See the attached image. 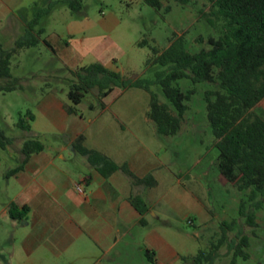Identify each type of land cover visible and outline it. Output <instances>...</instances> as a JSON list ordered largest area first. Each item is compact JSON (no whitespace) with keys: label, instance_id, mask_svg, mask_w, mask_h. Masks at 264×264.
<instances>
[{"label":"rangeland","instance_id":"obj_1","mask_svg":"<svg viewBox=\"0 0 264 264\" xmlns=\"http://www.w3.org/2000/svg\"><path fill=\"white\" fill-rule=\"evenodd\" d=\"M163 4L161 11H157L143 0H84L80 11H73L65 0H0V44L5 49L15 45L38 10L52 7L41 18L45 33L39 45L11 59L12 74L22 79L24 88L0 91V126L6 134L18 136L21 133L17 122L28 110L37 115V120L32 122L34 129L42 132L52 127L39 105L47 93L70 102L69 85L72 71L77 67L100 61L126 76L153 79L157 71L167 67H145L152 53L151 45L164 49L170 45L174 34H185L186 47L194 53L210 48V36L217 38L222 34V21L213 16L210 22L209 15L205 14L211 10L208 0H192L188 4L163 0ZM167 6L170 10H166ZM143 39H147L148 44L140 46ZM176 84L184 92L195 87V92L187 101L189 108L180 132L173 136L158 133L154 141L159 142L156 148L166 165L158 171L162 180L156 190L160 198L156 204L158 213L146 214L151 226L166 233L176 246L177 258L166 264H197L191 258L183 260L182 256H193L200 249L209 250L211 244L222 237L223 222L229 224L227 238L214 264H231L233 251L229 247L243 236L248 237L249 245L244 249L249 256L247 259L238 257V264H264L262 197L259 193L252 195L251 189L239 190L219 170V149L208 121L205 99L206 92L218 89V85L208 81L194 85L190 78L180 79ZM152 89L162 102L173 108L160 85L154 84ZM120 91L117 88L105 98V113L99 105L97 90L88 93L78 105L81 117L89 124L85 133L90 143H94L97 126L102 122L117 125L110 111L138 114L148 111L149 92L140 88ZM253 110L264 118V99ZM125 119L133 127L141 117ZM67 134H61L60 139H66ZM37 138L42 142L56 140L52 134L43 133ZM18 144L16 141L14 150ZM6 165L4 161L2 168ZM258 203H261L259 208ZM252 212L256 214L255 226L247 223Z\"/></svg>","mask_w":264,"mask_h":264},{"label":"crops","instance_id":"obj_2","mask_svg":"<svg viewBox=\"0 0 264 264\" xmlns=\"http://www.w3.org/2000/svg\"><path fill=\"white\" fill-rule=\"evenodd\" d=\"M65 104L47 93L39 107L52 127L34 129V114L31 130L20 128L18 136H10L11 144L0 148V264H151L148 249L156 253L159 264L175 260L176 246L151 226L146 215L158 211L156 190L162 182L158 171L166 165L156 148L159 142H154L159 137L154 121L147 112L112 110L117 125L102 122L92 144L85 133L89 124L80 113L69 114ZM128 117L141 120L132 127ZM39 133L52 134L56 140L42 142L43 150L26 156L25 139ZM66 133L67 138L60 139ZM80 134L88 148L118 164L127 163L139 177L153 173L157 184L134 185L122 170L104 175L76 151L73 142ZM16 141L20 144L14 150ZM4 161L7 165L2 168ZM80 184L83 191L77 189ZM132 194L141 195L150 207L145 224L130 201ZM13 203L20 210L27 206L28 213L12 218ZM165 218L163 214L164 222Z\"/></svg>","mask_w":264,"mask_h":264},{"label":"trees","instance_id":"obj_3","mask_svg":"<svg viewBox=\"0 0 264 264\" xmlns=\"http://www.w3.org/2000/svg\"><path fill=\"white\" fill-rule=\"evenodd\" d=\"M146 4L161 11L163 0H143ZM188 4L192 0H174ZM211 10L206 13L222 21V34L215 38L210 36V48L190 52L186 47L185 34H174L170 45L164 49L151 45V55L145 67L153 65L166 66V70L157 71L153 79L130 77L112 69L103 62L95 61L77 67L72 71L68 98L64 108L69 114H79L78 105L90 92L97 90V98L102 109L106 107L105 98L115 89L121 93L132 89H144L150 94L147 115L156 125L157 132L173 136L180 132L183 118L189 106L187 101L195 92V87L184 92L176 83L183 78H190L194 85L208 81L218 85L216 90H208L205 95L207 117L216 138L219 149L218 166L225 179L233 182L239 190H252V195L259 193L264 202V118L254 112L253 108L264 99V0H208ZM73 11H80L84 0H65ZM52 7L40 9L27 24L25 33L16 40L15 45L5 49L0 44V91L9 92L23 89L22 79L12 74L11 59L23 50L35 47L42 41L45 29L40 25L43 15ZM166 10H170L167 6ZM204 13V12H202ZM49 44L47 40H44ZM148 44L147 39L139 45ZM160 85L163 93L173 105L162 102L152 85ZM92 107V106H91ZM35 115L31 110L19 118L17 125L26 131L31 130ZM12 142L0 126V148H7ZM78 153L86 156L88 161L109 175L122 170L134 185L155 186L157 179L153 173L144 177L136 175L127 163L118 164L106 154L85 145V136L80 134L73 142ZM44 145L37 137H27L23 143L26 156L43 150ZM131 203L142 215L141 222L146 223L145 214L150 207L139 194L130 196ZM261 203L257 204V208ZM29 211L22 210L16 203L11 204L9 214L21 219ZM256 214L248 215L247 223L256 225ZM228 222L221 224L222 237L212 243L209 250L200 249L193 256H182L187 261L193 259L197 264H214L219 257V249L226 241ZM249 245L248 237L243 236L238 243L230 245L233 251L231 264H238V257L247 259L249 254L245 247ZM151 264H158L156 253L146 250Z\"/></svg>","mask_w":264,"mask_h":264},{"label":"built area","instance_id":"obj_4","mask_svg":"<svg viewBox=\"0 0 264 264\" xmlns=\"http://www.w3.org/2000/svg\"><path fill=\"white\" fill-rule=\"evenodd\" d=\"M77 189L80 190V191H83V185L82 184L78 185Z\"/></svg>","mask_w":264,"mask_h":264}]
</instances>
